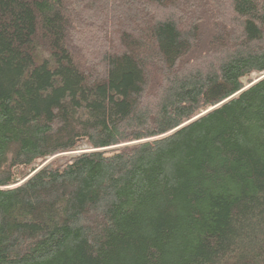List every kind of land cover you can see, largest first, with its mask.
Returning <instances> with one entry per match:
<instances>
[{
	"label": "trees",
	"instance_id": "trees-1",
	"mask_svg": "<svg viewBox=\"0 0 264 264\" xmlns=\"http://www.w3.org/2000/svg\"><path fill=\"white\" fill-rule=\"evenodd\" d=\"M0 264H264V0H0Z\"/></svg>",
	"mask_w": 264,
	"mask_h": 264
},
{
	"label": "rangeland",
	"instance_id": "rangeland-1",
	"mask_svg": "<svg viewBox=\"0 0 264 264\" xmlns=\"http://www.w3.org/2000/svg\"><path fill=\"white\" fill-rule=\"evenodd\" d=\"M259 74H257V73H254L252 76H251V79H255L257 76H258ZM244 82H246V78L244 79ZM212 107H210V109H211ZM209 109V108H208ZM208 109H206V111L208 110ZM203 112V111H202ZM83 147H86V146H83ZM82 147V148H83ZM74 152H80L79 150H75ZM70 155H72L71 153H69ZM70 155H64V156H60V157H68V156H70Z\"/></svg>",
	"mask_w": 264,
	"mask_h": 264
},
{
	"label": "water",
	"instance_id": "water-1",
	"mask_svg": "<svg viewBox=\"0 0 264 264\" xmlns=\"http://www.w3.org/2000/svg\"><path fill=\"white\" fill-rule=\"evenodd\" d=\"M209 109H210V108H209ZM209 109H208V110H209ZM204 112H206V111L204 110L202 113H204ZM202 113H201V114H202ZM199 115H200V114H199ZM35 170H36L35 167H32V168L30 169L31 172H34Z\"/></svg>",
	"mask_w": 264,
	"mask_h": 264
},
{
	"label": "bare ground",
	"instance_id": "bare-ground-1",
	"mask_svg": "<svg viewBox=\"0 0 264 264\" xmlns=\"http://www.w3.org/2000/svg\"><path fill=\"white\" fill-rule=\"evenodd\" d=\"M201 113V112H200ZM19 180V179H18Z\"/></svg>",
	"mask_w": 264,
	"mask_h": 264
}]
</instances>
